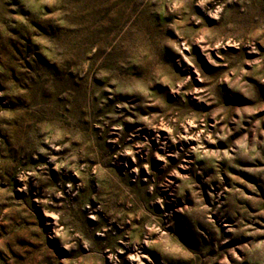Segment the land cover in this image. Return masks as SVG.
<instances>
[{
	"label": "rangeland",
	"instance_id": "obj_1",
	"mask_svg": "<svg viewBox=\"0 0 264 264\" xmlns=\"http://www.w3.org/2000/svg\"><path fill=\"white\" fill-rule=\"evenodd\" d=\"M0 264H264V0H0Z\"/></svg>",
	"mask_w": 264,
	"mask_h": 264
}]
</instances>
